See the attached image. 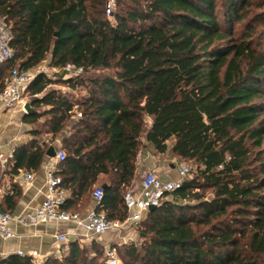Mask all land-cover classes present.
I'll return each instance as SVG.
<instances>
[{"label": "trees", "instance_id": "trees-1", "mask_svg": "<svg viewBox=\"0 0 264 264\" xmlns=\"http://www.w3.org/2000/svg\"><path fill=\"white\" fill-rule=\"evenodd\" d=\"M106 1L0 0L13 51L0 91L11 68L46 57L82 70L37 72L25 89L35 111L24 119L44 118L35 135L68 132L54 172L69 193L61 209L75 213L103 174L95 211L123 221L144 140L193 171L138 223L139 242L110 244L119 264H264V0H115L114 23ZM54 84L85 95L75 101ZM48 147H16L13 169H37ZM0 264L34 263L13 254ZM42 264H106L104 246L71 241Z\"/></svg>", "mask_w": 264, "mask_h": 264}, {"label": "crops", "instance_id": "crops-1", "mask_svg": "<svg viewBox=\"0 0 264 264\" xmlns=\"http://www.w3.org/2000/svg\"><path fill=\"white\" fill-rule=\"evenodd\" d=\"M56 88L58 89V87ZM66 88L69 89L67 86ZM60 92L64 93L65 89ZM24 96L26 102H30V96L26 93ZM40 96L41 94H38L35 97ZM42 109H47V107L43 106ZM75 111L77 110L74 109L70 113L74 115ZM25 115L23 106L20 104L9 108H0V207L3 211L12 215L9 226L14 234L9 238L0 237V261L9 255L20 254L30 257L34 264H42L49 256L60 257L71 241L76 240L80 244H88L91 240H95L104 247H108L112 242V236L116 238L114 240L123 241L125 237L131 239L136 233L134 226L124 227L118 231L105 232L98 236H94L86 227L85 216L87 212L95 210L98 203L93 197V191L96 187L105 184L103 174L98 176L88 199L83 204L81 200H78L74 205V211L80 217L77 221H52L37 225H25L15 219L16 216L25 214L40 204L44 197L47 172L57 171L60 160L56 156L47 157L44 155L37 169L18 168L15 170L12 167L14 149L33 140L40 145L45 143L53 146L55 150L61 149V139L68 134L67 131H63L50 142V133L41 132L39 135H35L36 131L41 130L44 118H40L36 122H30L24 119ZM143 142L147 150H140L138 154L136 179L132 189L138 187L139 176L147 170L154 171L164 180L176 178L177 170L168 173L160 169V165L154 157L155 150L153 146L144 140ZM26 172H32L33 179L31 181L24 178ZM64 193L69 194L68 191H64ZM57 234L66 235L68 244L57 242L55 240Z\"/></svg>", "mask_w": 264, "mask_h": 264}, {"label": "built area", "instance_id": "built-area-1", "mask_svg": "<svg viewBox=\"0 0 264 264\" xmlns=\"http://www.w3.org/2000/svg\"><path fill=\"white\" fill-rule=\"evenodd\" d=\"M113 0H107L105 12L111 14V5ZM11 32L4 20L0 18V65L10 61L13 57V51L10 47ZM63 73V78L80 75L82 70L67 64L65 67L58 68ZM44 72V71H39ZM45 73V72H44ZM36 73L30 70H20L13 67L7 77L4 87L0 91V108H9L20 104L24 106L25 89ZM46 74V73H45ZM76 117L80 116L78 111L74 112ZM55 156L58 160L64 159V151L57 149ZM192 167L181 165L177 170V177L174 179L164 180L154 171L147 170L144 172L139 181L137 188L126 191L123 195L124 206L127 211V217L123 221L107 219L103 212L91 210L85 216L86 227L94 235L98 236L109 231H118L124 227H137L138 223L148 212L149 206H158L170 193L177 189L182 180L192 174ZM24 178L27 181L33 179L32 172H26ZM61 179L54 172L49 171L46 175L44 197L40 204L35 206L31 211L18 215L15 219L25 225H37L45 222H68L77 221L80 217L78 213H72L61 209L66 194L60 188ZM102 196V188L96 187L93 191V197L98 201ZM12 215L3 211L0 207V237L9 238L14 234L10 229L9 222ZM137 229V228H136ZM55 240L62 244H68L66 235L57 234ZM104 262L106 264H119L114 250L110 247L104 250Z\"/></svg>", "mask_w": 264, "mask_h": 264}, {"label": "rangeland", "instance_id": "rangeland-1", "mask_svg": "<svg viewBox=\"0 0 264 264\" xmlns=\"http://www.w3.org/2000/svg\"><path fill=\"white\" fill-rule=\"evenodd\" d=\"M126 3L130 2V0H125ZM118 8L115 6V0H113V4L111 5V14H107L105 12L106 17L110 20L111 23H114V20L112 18V13L117 11ZM260 10H256V12H259ZM241 29V25L240 24H236L235 25V30L234 33H238ZM31 71H33L34 73H37L39 71H44L50 78L53 77L52 79H58L59 77L63 78V73L61 72V70H58L55 67L49 66V57H46V59L41 62L38 66H36L35 68L31 69ZM95 74L93 72L85 74L84 76L86 77H93ZM53 87H58V89H60V91L62 89H65V95H67L70 99H73L75 101L80 100L84 95H85V90L82 87H79L77 89H67L65 85H52ZM61 86V87H59ZM30 99V98H29ZM73 117H76L75 115H73ZM147 150L146 147L144 146L141 150ZM154 153V152H153ZM154 157L156 159V161H158L159 165H160V169H162L164 172H168V173H172L174 170H178V167H180L181 165H187L192 167V164L190 162H186V161H182L168 153H164V154H158V153H154ZM172 166V167H171ZM174 171V172H175ZM144 174V173H143ZM142 175L139 176V181L142 178ZM131 189H128L127 191H129ZM169 198V196L166 197V199ZM129 227V226H128ZM137 228V227H136ZM136 233L131 237V239H129V237H125V239L122 240H114L116 238H114V236L111 237L112 242L110 244H117V245H122L125 243H128L130 241H134V242H139V235L137 232V229H135ZM108 247H104V250Z\"/></svg>", "mask_w": 264, "mask_h": 264}, {"label": "water", "instance_id": "water-1", "mask_svg": "<svg viewBox=\"0 0 264 264\" xmlns=\"http://www.w3.org/2000/svg\"><path fill=\"white\" fill-rule=\"evenodd\" d=\"M23 109H24L25 114H29V113H32V112L35 111L34 108L30 105L29 102H26V103L24 104ZM55 154H56V150H55V148H54L53 146H49L48 149H47V151H46V156H47V157H54ZM105 186H106V185L103 184V185L101 186V188H105ZM153 209H155V206H149L148 211H151V210H153Z\"/></svg>", "mask_w": 264, "mask_h": 264}]
</instances>
